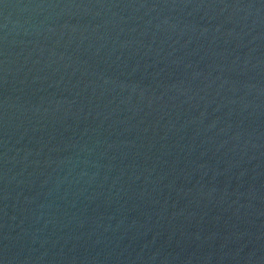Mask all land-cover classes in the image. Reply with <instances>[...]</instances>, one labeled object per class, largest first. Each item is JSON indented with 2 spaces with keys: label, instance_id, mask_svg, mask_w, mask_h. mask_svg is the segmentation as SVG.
I'll return each mask as SVG.
<instances>
[{
  "label": "water",
  "instance_id": "1",
  "mask_svg": "<svg viewBox=\"0 0 264 264\" xmlns=\"http://www.w3.org/2000/svg\"><path fill=\"white\" fill-rule=\"evenodd\" d=\"M0 264H264V0H0Z\"/></svg>",
  "mask_w": 264,
  "mask_h": 264
}]
</instances>
